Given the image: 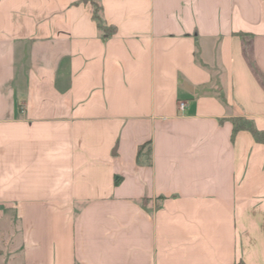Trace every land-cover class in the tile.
<instances>
[{"label":"crops","instance_id":"obj_1","mask_svg":"<svg viewBox=\"0 0 264 264\" xmlns=\"http://www.w3.org/2000/svg\"><path fill=\"white\" fill-rule=\"evenodd\" d=\"M98 2L0 0V264H264V0Z\"/></svg>","mask_w":264,"mask_h":264},{"label":"trees","instance_id":"obj_2","mask_svg":"<svg viewBox=\"0 0 264 264\" xmlns=\"http://www.w3.org/2000/svg\"><path fill=\"white\" fill-rule=\"evenodd\" d=\"M93 5V17L97 21L98 27L102 30L104 37H107L116 31L114 26H108L105 24L102 17V6L99 4L98 0H90ZM233 135H235L240 130H249L258 142L264 143V130H259L254 121L245 117L233 118ZM143 146L140 148V153ZM121 181L120 177L115 180L116 184ZM238 264H246L244 261H240Z\"/></svg>","mask_w":264,"mask_h":264},{"label":"built area","instance_id":"obj_3","mask_svg":"<svg viewBox=\"0 0 264 264\" xmlns=\"http://www.w3.org/2000/svg\"><path fill=\"white\" fill-rule=\"evenodd\" d=\"M186 104L184 102H181V108L184 109Z\"/></svg>","mask_w":264,"mask_h":264},{"label":"rangeland","instance_id":"obj_4","mask_svg":"<svg viewBox=\"0 0 264 264\" xmlns=\"http://www.w3.org/2000/svg\"><path fill=\"white\" fill-rule=\"evenodd\" d=\"M6 243V241H4Z\"/></svg>","mask_w":264,"mask_h":264}]
</instances>
